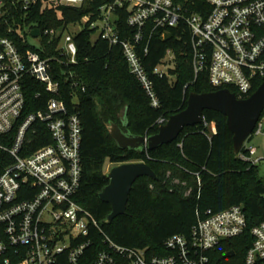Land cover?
<instances>
[{
    "label": "built area",
    "instance_id": "obj_1",
    "mask_svg": "<svg viewBox=\"0 0 264 264\" xmlns=\"http://www.w3.org/2000/svg\"><path fill=\"white\" fill-rule=\"evenodd\" d=\"M37 1L13 0L23 11ZM42 1L46 6L80 8L96 0ZM100 2L79 23L99 30L98 39L111 47H122L131 73L153 107L161 103L144 57L155 36L166 38L173 29L190 33L196 78L207 72L213 87H233L239 99L251 97L258 90L257 83L264 80V0ZM8 3L0 0V18L10 13ZM69 27L63 32L46 29L41 34L51 39L60 36L58 51L64 59L60 61L67 66L78 64L77 35ZM126 27L132 33L124 36ZM53 61L36 50L21 49L9 37H0V162L5 164L0 173V264H210L211 254L225 240L246 232V214L242 206H234L209 211L189 237L171 236L165 242V254L121 246L111 239L93 214L76 201L84 175V126L80 115L71 112L62 98ZM175 68L176 54L169 49L154 74L170 78ZM66 82L76 102L86 85L73 73ZM36 85L43 86L49 99L43 108L28 112L27 91ZM42 97L43 92L37 91L36 98ZM167 122L162 117L157 124L161 127ZM211 130L217 133L215 124ZM263 133L260 120L253 135ZM43 141L49 142L39 145ZM238 155L252 165L263 160L256 157L258 147L247 142ZM252 235L245 264H264V222L252 229ZM97 241L103 249L92 259L89 251Z\"/></svg>",
    "mask_w": 264,
    "mask_h": 264
},
{
    "label": "trees",
    "instance_id": "obj_2",
    "mask_svg": "<svg viewBox=\"0 0 264 264\" xmlns=\"http://www.w3.org/2000/svg\"><path fill=\"white\" fill-rule=\"evenodd\" d=\"M100 4V0H96L80 8L65 5L50 7L38 0L31 9L23 11L19 4L9 0L11 11L0 18V37L11 38L23 50L30 48L40 52L44 58H55L54 77L62 84V98L70 111L78 113L83 121L84 175L76 201L93 214L116 243L129 248L148 249L155 254L166 253L165 242L171 236L189 237L194 226L200 219L206 218L209 211L217 213L242 206L248 221L246 232L225 240L211 254L210 264H245L247 251L254 242L252 229L264 222V178L260 175L259 164L245 162L235 153L234 135L225 115L206 110L205 121L186 127L178 139L152 151L122 149L110 133L111 124L116 123L126 133L154 135L160 130L157 124L160 118L169 120L172 115L187 108L190 93L222 89L210 84L207 72L195 77L189 31L182 33L180 29H173L166 38L155 36L149 54L144 57L160 99L161 105L157 108L152 106L141 83L131 73L122 47H111L102 39L93 40L94 31L89 26L76 36V65L61 63L60 60L64 59L58 51L60 36L51 39L43 35L38 38L40 47L29 43L28 32L31 34L34 29L63 32L96 11ZM125 23L123 20L122 26L125 27ZM131 33V29L126 27L124 36ZM178 36H182L183 40H178ZM145 45L144 42L140 48ZM169 49L176 54V68L170 71L175 77L174 82L167 76L154 74L155 67ZM71 73L86 85V91L77 94L76 102L73 90L66 82ZM263 83L264 80H260L255 89ZM34 87L27 91L28 112L43 108L49 99L43 86ZM229 88L237 93L235 88ZM37 91L43 92L41 100L36 98ZM212 124L217 127L216 134L212 133ZM253 139L254 135L249 141ZM130 162H146L158 179L139 178L133 186L126 213L107 223L112 206L99 196L110 182L107 168L110 164L115 166ZM4 167L5 164L0 162V173ZM102 249L103 245L95 242L89 251L92 259ZM231 251L236 255L225 258Z\"/></svg>",
    "mask_w": 264,
    "mask_h": 264
},
{
    "label": "water",
    "instance_id": "obj_3",
    "mask_svg": "<svg viewBox=\"0 0 264 264\" xmlns=\"http://www.w3.org/2000/svg\"><path fill=\"white\" fill-rule=\"evenodd\" d=\"M42 31L34 29L31 36L41 37ZM206 110L222 113L227 117V124L234 135V151L238 155L264 114V83L247 99H239L230 89H220L207 93L192 92L188 106L183 111L172 115L168 122L160 127L158 133L151 136H136L126 133L119 124L112 123L110 133L122 149L150 151L178 139L186 127H193L203 122ZM126 111L123 112L125 119ZM141 177L158 179L157 174L146 162H130L115 165L108 172L109 184L99 193L103 202L112 206V212L106 222L112 223L127 211L129 198L135 182ZM236 255L231 251L225 258Z\"/></svg>",
    "mask_w": 264,
    "mask_h": 264
},
{
    "label": "rangeland",
    "instance_id": "obj_4",
    "mask_svg": "<svg viewBox=\"0 0 264 264\" xmlns=\"http://www.w3.org/2000/svg\"><path fill=\"white\" fill-rule=\"evenodd\" d=\"M50 7H53V6L50 5ZM85 28H86L85 24L79 23V24H76V25H71L69 27V32L71 34H73V35H78ZM26 32H28V30H26ZM20 33L22 35H24L23 31H20ZM99 37H100V31L99 30L94 31L93 40H97ZM28 41H29V43L32 46L40 47L39 39L35 38V37H32L29 32H28ZM170 80L172 82H174L175 81V77L171 75L170 76ZM263 123H264V119H263ZM247 144L253 145V146H256V147L259 148V153H258V155L256 157H259V158L263 159L261 161V163L259 164V166H260V175L264 178V133L261 134V135L254 136V139L252 141L248 140ZM112 167H114V166L110 164L108 166V168H107V171L109 172Z\"/></svg>",
    "mask_w": 264,
    "mask_h": 264
},
{
    "label": "crops",
    "instance_id": "obj_5",
    "mask_svg": "<svg viewBox=\"0 0 264 264\" xmlns=\"http://www.w3.org/2000/svg\"><path fill=\"white\" fill-rule=\"evenodd\" d=\"M258 153H259V148H258Z\"/></svg>",
    "mask_w": 264,
    "mask_h": 264
}]
</instances>
